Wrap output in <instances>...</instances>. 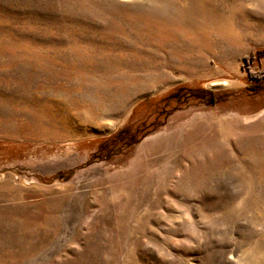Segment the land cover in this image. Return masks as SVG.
Returning <instances> with one entry per match:
<instances>
[{
	"label": "rangeland",
	"instance_id": "rangeland-1",
	"mask_svg": "<svg viewBox=\"0 0 264 264\" xmlns=\"http://www.w3.org/2000/svg\"><path fill=\"white\" fill-rule=\"evenodd\" d=\"M0 264H264V0H0Z\"/></svg>",
	"mask_w": 264,
	"mask_h": 264
},
{
	"label": "trees",
	"instance_id": "trees-1",
	"mask_svg": "<svg viewBox=\"0 0 264 264\" xmlns=\"http://www.w3.org/2000/svg\"><path fill=\"white\" fill-rule=\"evenodd\" d=\"M252 90V89H251ZM253 91H255V88L253 89ZM125 134V132H122L119 136H121V135H124Z\"/></svg>",
	"mask_w": 264,
	"mask_h": 264
},
{
	"label": "bare ground",
	"instance_id": "bare-ground-1",
	"mask_svg": "<svg viewBox=\"0 0 264 264\" xmlns=\"http://www.w3.org/2000/svg\"><path fill=\"white\" fill-rule=\"evenodd\" d=\"M222 84H224V85H225V84H226V82H224V83H222Z\"/></svg>",
	"mask_w": 264,
	"mask_h": 264
}]
</instances>
